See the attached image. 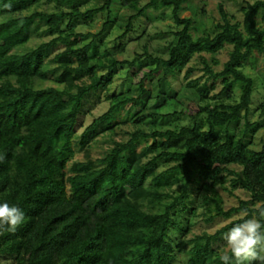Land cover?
Masks as SVG:
<instances>
[{
	"label": "trees",
	"instance_id": "trees-1",
	"mask_svg": "<svg viewBox=\"0 0 264 264\" xmlns=\"http://www.w3.org/2000/svg\"><path fill=\"white\" fill-rule=\"evenodd\" d=\"M116 2L133 13L110 49L104 38L116 25ZM204 4L0 0V203L25 213L16 232L0 234V260L221 264L225 234L241 214L259 218L264 146L255 148L253 139L264 120H251L256 85L242 69L256 52L264 62V0L243 5L242 22L220 2L213 33L203 20ZM157 8L160 15L152 12ZM100 13L97 32L75 23L90 25ZM166 17L173 23L148 30L149 22ZM224 49L228 59L217 68ZM117 52L131 56L120 59ZM122 68L129 86L118 92L112 87ZM161 72L168 99L195 96L206 127L180 124L175 111L146 112ZM237 83L240 92L219 98ZM102 95L111 104L85 127L84 158L77 159L73 143L81 117ZM122 111L132 113L129 139L94 155L87 135L114 132ZM225 195L237 197V204L227 209ZM219 217L230 221L214 232L204 227Z\"/></svg>",
	"mask_w": 264,
	"mask_h": 264
},
{
	"label": "rangeland",
	"instance_id": "rangeland-1",
	"mask_svg": "<svg viewBox=\"0 0 264 264\" xmlns=\"http://www.w3.org/2000/svg\"><path fill=\"white\" fill-rule=\"evenodd\" d=\"M146 1V0H144ZM256 0H193L194 4L198 2H204V8H206V14L203 17L205 21V26L207 30L210 32H214L216 30V25L221 21V13L219 11V3L222 2L227 11L232 14L236 20L239 22L243 21V12L241 11V7L246 5V3H254ZM119 3V2H118ZM117 2L113 7V18L116 19V25L109 31V34L104 38L106 47L113 49L114 43L116 38L123 32V27L128 20L132 11L125 9L119 6ZM154 15H160L161 9L157 8L152 11ZM169 13V10L166 11ZM104 21V14L100 13L96 16L95 21L90 25L82 23L80 19H76L75 23L80 24V28L83 31L90 30L91 32H97L101 29L102 23ZM173 21L166 17L165 19L157 18L153 22L148 23V30L150 32L159 31V28H165L168 24H172ZM163 41H155L154 46L163 45ZM257 56L254 58V62L250 61V64L243 66L242 72L247 75L251 76L255 81V92H254V99H253V106H252V114L251 120L254 122H261L264 120V108L261 107V104L264 102V62L262 60L261 54L256 52ZM117 56L120 59L124 57L131 56L128 53H121L117 52ZM217 58L219 59L220 63L217 65V68L222 67V64L228 59V49H224L217 54ZM154 67V66H153ZM127 69L122 68L117 76L115 85L112 89L117 90L120 92L121 90H126L129 86L127 83H123V80L127 79ZM178 79L174 78L171 81L174 87L178 86ZM242 83H237L228 91L219 96V98H223L228 93L237 94L240 92ZM170 90V86L164 78L163 72L158 73L154 76V84L151 86V95L146 103V112L149 111H160L162 113H169V112H177L176 116L180 119V124H189L193 121H198L201 123L203 127H206L205 116L203 114H197V103L198 100L195 96H191L190 100L181 99L180 101L174 99H168L167 91ZM111 103L106 101L104 96L102 95L101 98L93 100V105H88L87 112L83 117H81L80 126L77 128L75 136H74V143L73 148L75 151V158L83 159V150L85 145H81V134L84 131L85 127L92 122L93 117L98 116L99 114L105 112ZM120 120L122 123L115 129L112 133L106 134H96V133H89L87 135V139L85 144L93 146L94 155L100 154L102 150L105 148H109L114 144V141H126L129 139V133L132 132L135 127L131 124L130 120L132 117V113H127L125 111L121 112ZM170 126H174L172 122ZM145 129H149L150 127L143 126ZM244 131V127L241 126L240 130L238 131V136H242V132ZM244 143L250 141V138H244ZM254 144L253 146L257 149L264 146V126L261 127L254 135ZM225 207L228 209L231 206L237 204L238 199L234 196L225 195ZM238 216H234L236 218ZM232 218V219H233ZM230 219L219 217L213 223L204 225L207 230L214 232L217 228L223 226L224 224L228 223ZM200 226L196 225L195 230L200 231ZM0 264H13L11 261H7L5 259L0 260Z\"/></svg>",
	"mask_w": 264,
	"mask_h": 264
},
{
	"label": "clouds",
	"instance_id": "clouds-1",
	"mask_svg": "<svg viewBox=\"0 0 264 264\" xmlns=\"http://www.w3.org/2000/svg\"><path fill=\"white\" fill-rule=\"evenodd\" d=\"M4 159L0 156V162ZM259 218L241 214V222L235 223L225 234L228 251L220 257L221 264H264V206L257 209ZM25 222V213L14 204L0 203V234L16 232Z\"/></svg>",
	"mask_w": 264,
	"mask_h": 264
}]
</instances>
